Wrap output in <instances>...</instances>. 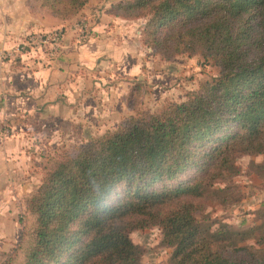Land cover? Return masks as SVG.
I'll return each instance as SVG.
<instances>
[{"label": "trees", "instance_id": "1", "mask_svg": "<svg viewBox=\"0 0 264 264\" xmlns=\"http://www.w3.org/2000/svg\"><path fill=\"white\" fill-rule=\"evenodd\" d=\"M90 0H30L62 22ZM109 14L147 18L143 44L164 61L201 56L219 76L157 112L57 150L25 199L22 234L0 264H140L131 234L155 226L172 264H264L230 226L204 228L199 200L264 155V0H121ZM264 245V239L256 242Z\"/></svg>", "mask_w": 264, "mask_h": 264}, {"label": "rangeland", "instance_id": "2", "mask_svg": "<svg viewBox=\"0 0 264 264\" xmlns=\"http://www.w3.org/2000/svg\"><path fill=\"white\" fill-rule=\"evenodd\" d=\"M94 2L92 6L95 7L94 4L99 3V0ZM107 3L109 12L114 4ZM98 6L95 9L89 6L87 12L82 11L63 24H67V29L76 31L72 41L77 43L80 39L83 44L92 42L85 36L96 21H104L108 28L113 27L116 30L114 35L106 39H110L107 41L111 45L126 54L123 57L122 52L119 53L115 64L101 67L95 61L91 67L76 68L71 72L80 75L74 80L71 76L70 79H59L50 84L52 77H48V82L39 87V95L42 96L39 105L42 109H36L37 115L28 112L11 114L15 107L11 102L8 103L6 97L10 95L9 89L13 84L6 87L4 84L9 83L0 81V92H4L0 95V142L2 146L7 142L11 146H18L25 156L24 161L18 160L20 163L15 168L17 173H12L7 159L1 163L4 171L0 174L4 178L9 177L6 183L13 188L6 203L13 206L18 221L25 199L41 183L47 158L54 156L57 150L105 135L138 112L154 113L171 103H183L190 92L219 76L218 68L205 62L199 55H184L172 61L162 60L143 44L142 32L147 18L121 19L113 23L103 18L104 11L96 10ZM66 28L60 24L47 23L42 32L26 36L21 44L29 41L34 34L57 33L60 37L55 45H35L21 55L14 52L9 55L7 52L0 57V61L10 62L9 69L14 71L26 66L17 60L22 56L26 57V61L38 60L40 69L51 67L53 65L48 62L55 61L63 53L61 46L65 43ZM27 69L30 67L27 66ZM27 85L29 88L30 84ZM28 88L21 86L18 92L13 89L11 94L26 97L30 93ZM234 171L227 180L215 181L214 186L206 190L203 199L198 201L202 206V211L197 214L198 221L204 228L217 229L224 225L245 234L252 233L247 244L253 245L255 251L264 257V245H256L257 241L264 239V155L242 156L236 161ZM16 186L19 188L15 189ZM18 228L21 236L22 226ZM131 239L142 252L140 264H172L174 249L163 244L159 227L136 230L131 234Z\"/></svg>", "mask_w": 264, "mask_h": 264}, {"label": "crops", "instance_id": "3", "mask_svg": "<svg viewBox=\"0 0 264 264\" xmlns=\"http://www.w3.org/2000/svg\"><path fill=\"white\" fill-rule=\"evenodd\" d=\"M29 1L30 0H0V49L8 52L9 55H12L13 52L21 55V53L17 52V48L24 41L26 36L42 32L47 23L60 24L63 28L67 27V24H63L60 20L49 15L32 13ZM100 1L102 0L94 4V7L92 5L95 2L92 0L91 3L84 8L83 12H87L89 6L95 9L99 4L96 10L103 9L104 19H110L109 21L113 23L121 20L113 18L109 14L108 9L110 6H108L107 3L109 1V3H111L110 5H112L121 0H104L101 4ZM106 27L104 21H96L88 32L87 38L92 39V42L88 44H83L80 39L77 40V43H74V40L72 41V36L76 31L66 28L64 36L65 43L61 46L63 51L61 57H57L53 62H48L53 66L47 67L44 70L43 68L40 69L41 64L38 60L26 61V57L24 56H22L24 58H17L18 61H21L22 65H26L25 67L19 68L23 73L18 69H16L17 71L10 70V62L0 61V81H2V83H9V85L4 84L6 87L13 84V87L9 89L11 91L10 95L6 97L8 103L11 102L10 104L15 107L11 114H15L16 112H20L18 114L28 112L32 115H37L36 109H42L39 105L42 101V96L39 95V87L45 82H48V77H52L50 84L54 83L53 81L58 82L59 79L65 80L68 77L70 79L71 76H73L74 80L77 79L76 76L80 75V73L73 74L71 72L76 70V68L80 69L84 66L91 67L95 65V61L98 62L101 67L109 64L113 65L119 58V53L121 52L124 57L125 53L122 49L115 48L107 41L110 39H106L109 35H114L116 30H114L113 27ZM97 39L98 42L96 41ZM106 59L108 61L104 62ZM27 66L30 67V69H27ZM20 75L23 77L22 79H20ZM27 84H30L29 88ZM21 86L28 88L30 91L29 95L26 97L23 95L13 96V94H11L12 90L14 89L18 92ZM3 93L4 92H0V95H3ZM48 106L51 107V105ZM43 108L48 109L44 106ZM1 143L2 142H0V173L4 171L1 165L4 159L9 161V168L12 173L15 171L17 173L15 168L16 165L20 163L18 160L24 161L25 159L23 152L14 144L11 146L10 142H7L5 146H2ZM4 177V175L0 174V251L9 252V249L19 240L20 230H18V227L21 225L13 206L11 207L6 203L13 188L11 189L6 183L9 177ZM17 188L19 187L16 186L15 189Z\"/></svg>", "mask_w": 264, "mask_h": 264}, {"label": "built area", "instance_id": "4", "mask_svg": "<svg viewBox=\"0 0 264 264\" xmlns=\"http://www.w3.org/2000/svg\"><path fill=\"white\" fill-rule=\"evenodd\" d=\"M59 35L57 33L50 34V33H42V34H34L32 38L26 43L20 44L17 48V52L23 53L27 48L33 47L35 45L38 46H45V45H55L54 43L59 39ZM87 38V36H85ZM7 52L0 49V57L5 56Z\"/></svg>", "mask_w": 264, "mask_h": 264}]
</instances>
